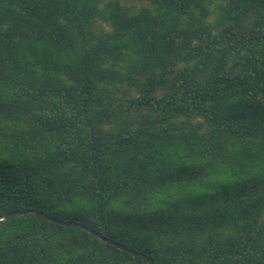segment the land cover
<instances>
[{
	"label": "trees",
	"instance_id": "1",
	"mask_svg": "<svg viewBox=\"0 0 264 264\" xmlns=\"http://www.w3.org/2000/svg\"><path fill=\"white\" fill-rule=\"evenodd\" d=\"M26 211L264 264V0H0V217ZM0 264L147 263L25 213Z\"/></svg>",
	"mask_w": 264,
	"mask_h": 264
},
{
	"label": "water",
	"instance_id": "2",
	"mask_svg": "<svg viewBox=\"0 0 264 264\" xmlns=\"http://www.w3.org/2000/svg\"><path fill=\"white\" fill-rule=\"evenodd\" d=\"M25 213H32V214H35V215H39L41 217H43L45 220H48L52 223H55V224H59V225H62V226H72V227H81L83 230L87 231L89 234L93 235L96 239H98L100 242L104 243V244H107L109 246H112V247H115L129 255H131L132 257H136V258H139L143 261H145L147 264H154L153 261L151 259H149L148 257H146L144 254L142 253H137V252H134V251H131V250H128L124 247H122L120 244H118L117 242H114L110 239H106V238H103L101 237L97 232L93 231V230H90L84 226H81L80 224L76 223V222H64V221H59V220H56L46 214H43L41 212H38V211H26V212H14V213H10V214H7V215H4L2 217H0V221H4L8 216L10 215H17V214H25Z\"/></svg>",
	"mask_w": 264,
	"mask_h": 264
},
{
	"label": "rangeland",
	"instance_id": "3",
	"mask_svg": "<svg viewBox=\"0 0 264 264\" xmlns=\"http://www.w3.org/2000/svg\"><path fill=\"white\" fill-rule=\"evenodd\" d=\"M212 18H213V16H212Z\"/></svg>",
	"mask_w": 264,
	"mask_h": 264
}]
</instances>
